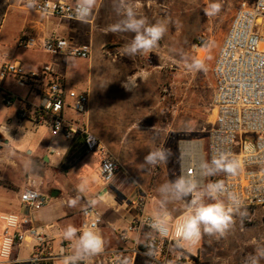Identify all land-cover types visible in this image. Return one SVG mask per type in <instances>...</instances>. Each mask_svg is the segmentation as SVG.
<instances>
[{"label": "crops", "instance_id": "crops-1", "mask_svg": "<svg viewBox=\"0 0 264 264\" xmlns=\"http://www.w3.org/2000/svg\"><path fill=\"white\" fill-rule=\"evenodd\" d=\"M65 1L78 3V0ZM27 2L28 0H0V65L18 62L27 70L34 71H39L45 66L54 67L68 89L85 92L89 97L85 114L79 115L67 110L66 117L78 124L82 130L85 129L98 138L120 163H125L122 156H133V168L142 171L144 160L140 156L144 154V150L153 151L162 147L170 138V123L161 116L159 110V90L164 83L166 70L174 69V63L169 68L165 66V59L170 50L174 58L175 40L178 46L179 38H165L164 35L151 52L129 56L125 48L134 34L112 33L109 26L121 21L125 10L132 6L138 17H146L149 23L164 21L167 27L176 26L179 30L182 0H96L91 20L88 22L44 17L28 9ZM24 34L35 36L40 41V45L27 51L42 55V61L35 58L13 59V53L5 47V38H14L17 45L19 38ZM53 34L70 40L74 46L89 48V59L47 53L41 42ZM13 84V78H9L4 85L5 92L18 96ZM39 87L37 83L28 87L26 97L21 98L28 99L33 105L39 104ZM29 119L35 132L41 127L45 129L42 136L33 142L35 148L31 152L36 158L43 159L45 181L52 188V191H49L48 187L41 190L46 205L41 211L33 213L32 218L35 225L44 226L46 229L51 224L55 225V229H49L47 232L54 236V247L57 249L65 240L63 231L68 225L83 231L82 212L88 205L94 206V199L88 195L86 183L92 178L93 170L100 173V157L96 152H86V134L80 133L73 141H67L62 136L52 135L42 123ZM10 124L9 122L0 125V135L9 140V145L20 140L17 137L19 130L13 129ZM19 142L24 148L30 145L27 140ZM118 176L119 173L111 186L120 190L122 184L116 182ZM70 179L74 182L72 192L66 194L64 182ZM81 184L85 185L82 192L79 191ZM56 190L60 194L53 197L52 194ZM111 193L113 192L104 194L102 187L98 189L96 198L103 204L111 201V205L116 207L115 212H111L108 206L104 210L95 207L104 216V224L98 234L102 236L108 249H115L121 245L115 230L126 228L138 214L133 207L124 206L123 201ZM72 200L77 201L74 206L70 204ZM125 201L127 204L130 202L129 199ZM11 209L0 196V211L14 213L10 212ZM121 211L122 215L116 216ZM249 213L247 210L246 217ZM256 214L257 218L251 224L245 222L246 217L235 216L234 225L223 236L202 233L193 263L252 264L253 254L264 249V242L260 243L256 237L258 230L264 231V210L258 208ZM79 235L80 232L77 233V236ZM131 238L136 240L137 234H132ZM71 244V252L76 253L75 242ZM146 263L143 258L136 261V264ZM259 264H264V259H260Z\"/></svg>", "mask_w": 264, "mask_h": 264}, {"label": "built area", "instance_id": "built-area-1", "mask_svg": "<svg viewBox=\"0 0 264 264\" xmlns=\"http://www.w3.org/2000/svg\"><path fill=\"white\" fill-rule=\"evenodd\" d=\"M26 7L41 16L63 21L88 22L92 17V11L86 17L78 16L77 3L65 0H35L32 8L28 7V2ZM41 43L43 49L53 55L65 54L80 59H89L91 55L89 48L74 46L70 40L54 34ZM38 45L40 41L29 34L22 35L17 42L18 48L23 50ZM212 76L214 121L207 150L205 154L202 151L204 162L211 161L214 155L227 153L239 162V169L235 175L220 172L209 178L204 171L203 182L198 183V162L191 158L185 164L182 157L181 175L195 181V194L203 196L209 183L223 181L229 192L242 199L244 207L250 212L245 222L251 224L257 218L256 210H264V0H243L239 3L219 47ZM9 78H13L21 88L39 84L40 103L33 105L26 98L6 93L4 85ZM1 99L8 107L17 105V115L21 120L32 118L35 123L45 125L54 136L73 141L80 133L86 134V152H97L100 157L99 172L105 184L104 194L111 191V184L121 169L119 160L98 138L82 130L65 115L67 110L85 114L89 106L88 94L68 89L52 66L34 71L27 70L21 63L7 62L0 65ZM249 135L253 136L252 140L247 139ZM105 164L112 167L106 169ZM144 199V196H139L129 204L123 201L138 215L126 228L115 230L121 241L119 247L108 249L104 242L100 253L84 256L75 264H136L138 258L146 260V264H194L195 250L202 235L195 244H178L176 225L185 214L163 219L167 222V232H157L151 225L158 218L144 211ZM19 204V212L0 215V264H65L68 258L75 256L76 253L71 252V242L63 240L57 249L54 247L55 238L47 230L55 229V225L51 224L46 229L34 224L32 214L46 205V199L35 182H29L24 188ZM82 215V230L92 228L100 232L104 216L95 206L88 205ZM132 234H137L136 240L131 238ZM149 251L153 255H146Z\"/></svg>", "mask_w": 264, "mask_h": 264}, {"label": "rangeland", "instance_id": "rangeland-1", "mask_svg": "<svg viewBox=\"0 0 264 264\" xmlns=\"http://www.w3.org/2000/svg\"><path fill=\"white\" fill-rule=\"evenodd\" d=\"M241 1L243 0H182L179 30L176 26L167 27L165 38H177V36L179 38L178 46L175 40L174 58L170 50L169 56L165 59V66L169 68L174 63V69L166 70L164 83L159 90L161 98L159 110L161 116L168 120L171 126L169 141L162 147L171 149L172 156L155 166L143 165L142 171L133 168L131 162L133 156H122L125 163L120 160L121 169L116 179V182L122 184L120 186L122 190L119 191L130 201L144 196V211L155 218L180 217L186 213L191 201V195L180 196L171 187V183L181 175L183 156L180 146L183 142H199L204 154L207 150L209 132L214 121L212 68L222 40ZM216 3L221 5L220 11L206 15V12L212 11L211 6ZM5 47L13 53V59L35 58L41 61L44 59L42 55L33 53L34 51L19 49L14 38H5ZM194 60L203 61L206 70H194L192 68ZM13 87L19 97H26L28 88H20L15 84ZM9 122L13 129L19 130L18 139L27 140L30 143L28 148H24L21 147L19 140L12 142L11 145L2 144L0 149V196L4 198L7 205L12 207L10 212H18L20 194L29 182H35L40 190L48 187L50 191L52 188L45 181L43 159L36 158L31 152L35 148L33 142L42 136L45 129L41 127L38 132H35L31 119L21 120L18 117L17 105L8 107L1 99L0 125ZM247 139L252 140L253 136L249 135ZM150 151L144 150V154L140 157L144 160ZM92 173V178L86 183V189H88V195L94 199V206L101 210L108 206L111 212H115L116 207L111 205L113 204L111 201L103 204L96 198L98 189L105 184L100 180V173L98 174L96 170ZM207 177L213 176L207 175ZM64 183L66 194H69L72 192L74 182L70 179ZM111 194L115 196L114 193ZM46 196L49 198L48 194ZM204 200L207 203L212 202L208 199L207 187L204 191ZM5 213L8 212L0 211V215ZM122 213L123 211L116 216L119 217ZM259 228L256 227V229ZM258 232L257 241L263 243L264 231L261 229Z\"/></svg>", "mask_w": 264, "mask_h": 264}, {"label": "clouds", "instance_id": "clouds-1", "mask_svg": "<svg viewBox=\"0 0 264 264\" xmlns=\"http://www.w3.org/2000/svg\"><path fill=\"white\" fill-rule=\"evenodd\" d=\"M35 0H28V7L34 6ZM96 0H78L77 14L81 17L88 16ZM212 11L207 14H215L220 11L219 3L211 6ZM112 33L131 32L134 34L131 41L126 45L125 52L129 56L148 53L155 48L159 41L167 32V24L164 21L149 23L146 17H138L132 6H129L123 13V19L109 26ZM192 68L194 70H206L203 61L194 60ZM172 156L171 149L157 148L148 152L144 157V165L155 166L159 162L167 161ZM111 164H105L106 169H110ZM206 175L214 176L217 173L224 172L235 175L239 169V162L235 158H230V154L221 153L219 156H213L211 161H206L201 165ZM180 196H192L187 206L185 215L179 224L176 225V236L178 244L180 242L188 245L195 244L202 233L213 235H225L234 225V217L239 215L241 218L247 216V210L244 207L242 199L234 192H229L223 181L211 182L207 185V196L212 202L207 203L203 194H195L197 184L185 175L178 176L171 183ZM85 185L79 186V191H84ZM226 198H222L225 197ZM76 200L70 201L71 205L76 204ZM94 203V202H93ZM244 208L243 211L241 209ZM151 227L157 232L166 234L167 222L163 219H157ZM80 235L77 236V233ZM63 238L69 242H75L76 254L66 260L65 264H75L76 260L84 256H93L100 253L104 247V240L92 228H86L83 231L73 225H68L63 231ZM146 255L151 256V251ZM264 259V249L253 254L252 264H259V260Z\"/></svg>", "mask_w": 264, "mask_h": 264}, {"label": "bare ground", "instance_id": "bare-ground-1", "mask_svg": "<svg viewBox=\"0 0 264 264\" xmlns=\"http://www.w3.org/2000/svg\"><path fill=\"white\" fill-rule=\"evenodd\" d=\"M181 150L184 157V163L188 164L190 162V159L193 158L198 162L199 165V173H200V179L198 180V183L203 182L204 177V170L202 169L201 165L204 163V155L202 153V145L199 142H188L183 143L181 145Z\"/></svg>", "mask_w": 264, "mask_h": 264}, {"label": "water", "instance_id": "water-1", "mask_svg": "<svg viewBox=\"0 0 264 264\" xmlns=\"http://www.w3.org/2000/svg\"><path fill=\"white\" fill-rule=\"evenodd\" d=\"M2 144H9V140L4 139L1 135H0V149L2 148ZM110 190L115 194V196L117 198H119L122 201L127 200L126 196L124 194H122L117 188L111 186ZM60 192L58 190L54 191V193L52 194L53 197H57L59 196Z\"/></svg>", "mask_w": 264, "mask_h": 264}]
</instances>
